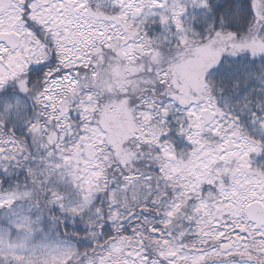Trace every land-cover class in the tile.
Returning <instances> with one entry per match:
<instances>
[{"label":"snow or ice","instance_id":"snow-or-ice-1","mask_svg":"<svg viewBox=\"0 0 264 264\" xmlns=\"http://www.w3.org/2000/svg\"><path fill=\"white\" fill-rule=\"evenodd\" d=\"M0 264H264V0H0Z\"/></svg>","mask_w":264,"mask_h":264}]
</instances>
